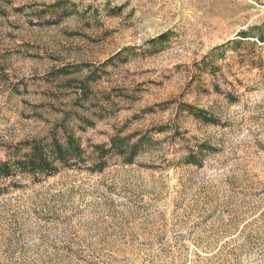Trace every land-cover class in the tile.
Segmentation results:
<instances>
[{
  "label": "rangeland",
  "instance_id": "374dc122",
  "mask_svg": "<svg viewBox=\"0 0 264 264\" xmlns=\"http://www.w3.org/2000/svg\"><path fill=\"white\" fill-rule=\"evenodd\" d=\"M0 9V161L23 157L25 141L64 142L61 125L86 159L0 180V264H264V0H0ZM77 63L92 68L72 86L50 74ZM92 69L99 78L77 104V81ZM118 133L149 138L133 164L108 155L91 170L94 146Z\"/></svg>",
  "mask_w": 264,
  "mask_h": 264
},
{
  "label": "trees",
  "instance_id": "16d2710c",
  "mask_svg": "<svg viewBox=\"0 0 264 264\" xmlns=\"http://www.w3.org/2000/svg\"><path fill=\"white\" fill-rule=\"evenodd\" d=\"M50 6L53 8H57L60 6V1H55ZM17 11H22V7H17ZM113 10H122V7H115ZM0 14H4V11L0 9ZM46 22L48 24H56L58 23V20H50L48 19ZM258 40L260 42H264V25H261L258 27ZM77 34V33H73ZM248 32H242L241 37L247 38L249 35ZM167 37V34L163 33L159 35L157 38H154L151 42H157L159 40H165ZM123 52L117 53L108 61H105L103 66H106L109 64V62L115 60L117 57L121 56ZM73 69H69L68 65H63L55 71H52L50 74L51 76H63L68 78L65 82L66 86H72V82L76 81L73 78H70L71 75L81 72L83 69H90L92 68V65L90 63H77L76 65H73ZM98 70L92 69L89 71V73L86 75V77L82 80L77 81L78 83V89L80 92V97H77L79 99L76 100L77 104L78 102L85 101L88 99L89 95V84L91 82H95L98 80ZM153 109L149 108L146 110V112H151ZM182 111L189 112L192 114L195 118L203 121L206 124H217V119L214 118L212 115H210L205 109L197 108L194 105L183 103L182 105ZM65 114V113H64ZM83 118V117H82ZM87 118V117H86ZM64 120L68 119V113H66L63 117ZM88 123H86L88 126H92V121H89L90 119H87ZM82 122V121H80ZM62 132L65 134V141H61L56 135L52 137L51 141L48 143H43L40 141H25L27 143L26 146L29 148V151L24 154L23 157H16L13 159L12 162L9 161H0V180L2 179H9L12 176H14L15 171L21 172V173H27L31 174L33 176H37L39 174L44 175H52L54 174L59 167H73L78 166L82 162H85V156H84V148L82 145L78 142L76 137L71 134L67 127L61 125L59 127ZM58 128V129H59ZM158 132H165L168 130L167 127L160 126L158 127ZM138 139L134 142H132V138L137 137ZM148 135L146 133H130L128 135H121V133L115 134L110 139L109 146L106 144H96L94 146L95 153L98 156V159L93 161L91 165V170L94 171H102L107 162L106 157L108 155H117L123 158L124 162L126 164H133L135 162V158L141 153L142 146L145 143L146 140H148ZM202 149L206 146L205 143L201 144ZM189 160L187 161L188 164H194L195 161L191 158H195L193 154H189Z\"/></svg>",
  "mask_w": 264,
  "mask_h": 264
}]
</instances>
